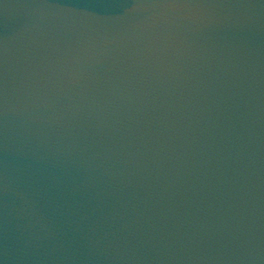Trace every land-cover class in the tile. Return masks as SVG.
<instances>
[{"label": "water", "instance_id": "95a60500", "mask_svg": "<svg viewBox=\"0 0 264 264\" xmlns=\"http://www.w3.org/2000/svg\"><path fill=\"white\" fill-rule=\"evenodd\" d=\"M0 264H264V0H0Z\"/></svg>", "mask_w": 264, "mask_h": 264}]
</instances>
